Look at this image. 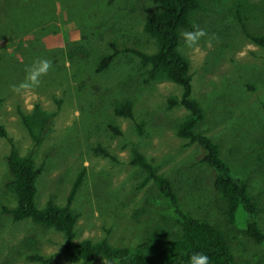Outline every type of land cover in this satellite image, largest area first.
Segmentation results:
<instances>
[{
	"label": "rangeland",
	"instance_id": "obj_1",
	"mask_svg": "<svg viewBox=\"0 0 264 264\" xmlns=\"http://www.w3.org/2000/svg\"><path fill=\"white\" fill-rule=\"evenodd\" d=\"M188 27L179 31L178 51L188 61L190 93L204 111L194 131L218 146L220 157L243 180L258 204L257 224L264 231V49L243 31L264 35V0H199ZM151 0H0V264H78L63 256V236L30 220L13 221L1 207L14 206L5 190L9 178V140L20 154L32 142L17 110L37 106L50 114L33 159L42 171L36 179L35 204L62 205L81 168L82 183L72 201L78 213L74 242L103 237L114 246L156 252L178 233L177 217L168 202L130 163L135 148L167 177L181 210L219 227L230 247L232 264H264V244L244 233V216H224V204L212 182L214 172L201 161L203 150L175 134L186 115L167 107L179 96L173 82L147 80L135 48L151 53L153 39L142 29L157 10ZM203 29L188 46L182 32ZM112 54L107 67L95 72L99 59ZM48 61L38 83L25 86L28 71ZM130 101L133 118L113 112L115 102ZM143 122L138 135L135 122ZM115 128L119 133H115ZM105 150L109 156L96 151ZM115 264L98 257L90 264Z\"/></svg>",
	"mask_w": 264,
	"mask_h": 264
},
{
	"label": "trees",
	"instance_id": "obj_2",
	"mask_svg": "<svg viewBox=\"0 0 264 264\" xmlns=\"http://www.w3.org/2000/svg\"><path fill=\"white\" fill-rule=\"evenodd\" d=\"M151 1L158 9L144 18L142 29L153 39L155 50L146 53L135 48H125L124 51L137 56L140 64L146 68L147 80L166 79L180 87L181 93L178 97L167 98V107L180 105L186 110V115L178 123L175 134L186 139L189 144H197L203 150L201 161L214 172L212 186L224 204L223 212L227 221L233 223L237 209H241L240 213L244 216V233L254 243L264 244V231L257 224V201L247 193L245 182L234 176L228 163L220 157L217 144L207 135L194 131L195 126L203 120L204 111L197 99L191 96L188 61L179 53L178 44L179 31L188 27L191 12L202 9V5L199 0ZM238 3L241 4L240 0ZM243 31L254 44L264 49V35L250 34L244 27ZM111 58L112 54L103 55L95 67V72L104 70ZM112 108L118 116L133 118L132 104L128 100L115 102ZM17 114L31 139L32 149L26 154H20L9 140L10 149L6 156L9 178L4 182V188L13 195L15 204L12 207L2 206L1 212L8 214L13 221L28 219L37 226L61 233L64 238L63 256L68 262L90 264L94 259L101 257L115 264H189L188 257L191 254L202 252L209 257V264L233 263V256L223 231L204 219L185 214L180 208L170 180L159 174L156 166L135 148L130 150V163L144 173L141 185L150 181L168 202L177 217L178 233L156 252H146L139 247L114 246L109 244L105 237L98 240L85 238L74 242V226L78 213L72 209L71 204L82 183L84 168L74 177L62 205L47 201L42 208H38L35 204V182L42 167L35 164L33 151L42 140L50 114L42 112L37 106L29 114L19 109ZM112 130L119 133L115 128ZM135 130L141 135L143 122H135ZM0 135L5 136L1 126ZM95 150L110 157L99 146ZM27 259L40 264L48 262L38 254L28 255Z\"/></svg>",
	"mask_w": 264,
	"mask_h": 264
},
{
	"label": "clouds",
	"instance_id": "obj_3",
	"mask_svg": "<svg viewBox=\"0 0 264 264\" xmlns=\"http://www.w3.org/2000/svg\"><path fill=\"white\" fill-rule=\"evenodd\" d=\"M204 35L203 29L196 28L194 26L193 31H185L181 33V36L184 38L186 45L191 46L196 43V41ZM49 67L48 61H39L34 64V66L28 71L26 75V80L29 82L25 86H33L38 83L37 76L43 72H46ZM189 264H209V257L202 253H193L188 257ZM106 264V262H104Z\"/></svg>",
	"mask_w": 264,
	"mask_h": 264
}]
</instances>
